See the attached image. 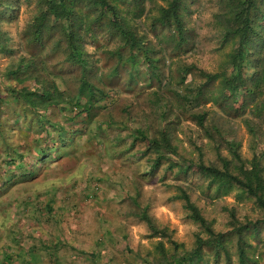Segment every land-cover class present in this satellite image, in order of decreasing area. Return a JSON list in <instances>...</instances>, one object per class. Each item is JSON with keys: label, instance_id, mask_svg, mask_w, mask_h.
Segmentation results:
<instances>
[{"label": "trees", "instance_id": "1", "mask_svg": "<svg viewBox=\"0 0 264 264\" xmlns=\"http://www.w3.org/2000/svg\"><path fill=\"white\" fill-rule=\"evenodd\" d=\"M33 1L37 9L21 38L26 41L29 54L22 56L7 72L21 85L20 89L11 87L8 91V103L15 107L21 104V124L9 126L7 122H0V158L5 156L7 159V169L4 172L0 170V229H3L0 240L11 233L9 208L1 199L2 195L17 193L15 188L18 185L32 182L38 189L41 186L39 176L44 170L57 176L55 171H66L67 161L79 160L77 156L88 140L107 134V129L113 126L119 132L122 131L121 126L127 127L130 119L126 116L125 105L121 110L109 109L103 115H99L98 109H103L99 103L107 96L108 80L120 78L122 72L128 71L131 85L141 77L157 85V90L148 95L150 116H153L147 123L139 122L132 128L129 141L125 136L115 138L114 146L136 156L148 154L143 161L149 173L164 163H167L165 171L172 172L177 167L172 186L177 193L174 199L183 203L186 217L201 229L195 234L194 246L185 249L171 238L165 228L156 225L148 206L134 198L130 215L148 227L150 237L159 239L155 247L158 256L145 264H199L203 262L206 250L212 251L217 261L223 255L227 264L256 262V254L249 255L253 246L247 242V233L256 230L260 224L264 225V0H219V13L213 15L215 38L220 43L217 49L221 51L229 47V50L223 54L218 69L212 72L182 60L163 63L165 55L156 49L160 50L159 44L164 43L170 49L171 58H180L188 43L183 15L185 0H160L165 2L160 6L156 0ZM0 8L4 10L0 14V22L10 20L14 5L0 2ZM155 9L156 13H153ZM143 16L150 20L151 29L164 28L166 31L165 35H157L156 44L136 25ZM97 26L103 27L109 37L117 40L111 50L98 51L103 47H97V55L104 53L107 59L114 61L109 74L86 50L88 44L99 42L95 35ZM55 33L59 34L56 43L52 38ZM57 42H62L64 47V62L76 70L72 76L74 94L66 89L67 79L62 77L61 71L58 75L48 74L43 60L35 58L33 53L38 49L52 53L53 46L55 53ZM8 43L9 34L0 23V52H11ZM45 74L52 79L50 85L34 90L25 85L31 81L37 85L42 83L39 77ZM6 101L0 96V106ZM207 102H212L223 116L241 120L251 138L250 159L243 157L229 121L214 113L212 124H208L210 112L203 108ZM63 103L69 107L62 106ZM75 110L78 112L74 113ZM62 111L67 112L66 119L54 121ZM15 114L13 110L11 116ZM139 118L142 121L144 116ZM183 118L194 121L202 130L214 151L213 159H205L203 148L195 145L199 152L197 160L184 159V163H180L182 165L171 160V157L178 156L173 144V124L181 123ZM104 125L107 129L102 128ZM78 134H85L82 144H79L81 136ZM126 143H130L129 146L125 147ZM136 144H142L144 152H132ZM99 145H103L102 150L107 153L104 139ZM82 161L73 169L78 174L82 173L80 178L83 179L85 165ZM188 173L203 180L206 190H213L214 195H226L236 189L237 198L251 201L262 216L255 221L247 217L241 221L236 208L225 207L229 230L217 232L213 222L191 199V192H195L197 187L180 178V175ZM75 177L78 175L66 176L65 183L54 180L51 186H74L71 180ZM43 182L47 179L44 178ZM85 188L94 193L96 186L92 178H88ZM46 203L44 207L51 209L52 201L47 200ZM231 247H234V252ZM149 255L153 257L152 253ZM234 257L236 261L233 262Z\"/></svg>", "mask_w": 264, "mask_h": 264}, {"label": "rangeland", "instance_id": "2", "mask_svg": "<svg viewBox=\"0 0 264 264\" xmlns=\"http://www.w3.org/2000/svg\"><path fill=\"white\" fill-rule=\"evenodd\" d=\"M0 2L12 4L15 7L10 13L12 18L0 22L2 29L9 34L8 48L11 49L9 53L0 52V96L7 100L0 106V122H7L9 126L20 125L21 104L15 107L8 103L10 101L8 91L13 87L20 89L21 85L13 81L7 72L19 62L22 56L29 54L26 41L21 40L22 31L35 15L37 7L33 0H0ZM156 2L157 6L165 3L160 0ZM218 4L219 0L184 1L183 15L188 43L183 48L180 58L176 59L170 57L169 47L160 43V50L158 47L156 49L161 51L162 56L165 55L163 63H176L182 60L183 63L196 64L208 72L218 69L223 60V54L229 50V47L221 51L217 49L220 43L215 38L217 32L214 28L213 15L219 13ZM151 6L155 5L151 4ZM2 13L4 10L1 11L0 8V14ZM153 13H156V9ZM136 25L140 31L147 32L148 39L155 44L157 35L166 34L164 28L151 29L150 20L145 19V16ZM96 30L95 35L99 42L88 44L86 50L92 59H98L97 65L109 74L114 61L107 59L104 53L97 54L98 51L113 49L117 40L109 37L103 27L97 26ZM52 38L56 43L59 34L55 33ZM57 43L55 53L54 46L51 45L52 53L39 49L33 53L36 55L35 58L43 60L48 74L58 75V71H61L62 77L67 79L66 89L74 94L72 76H75L76 70L64 62V47L62 42ZM98 46L103 48L97 51ZM162 67L164 69L163 64ZM121 75L120 78L108 80L107 96L99 103L103 109H98V112L99 115H103L109 109L110 111L121 110L125 105L126 116L130 119L127 127L121 126L122 131L119 132L115 126L107 129L104 125L102 128L107 129V134L103 133L97 139L88 140L84 144V150L77 156L79 160L67 161L66 171H55L58 175L52 176L44 170L39 176L38 182L41 186L38 189H35L37 186L34 185L35 182H32L18 185L15 188L17 193L9 194L8 192L6 196L2 195L1 199L9 208L11 233L4 240H0V264H145L146 261L158 256L155 247L159 239L150 237L151 232L148 227L130 215L129 209L134 198L148 206L149 214L156 225L159 228H165L178 244H182L185 249H191L194 246L195 234L201 229L186 217L187 212L182 207L183 203L174 199L177 193L172 186L175 182L174 174L178 168H174L172 172L165 171L167 163H164L156 171L149 173L143 161L149 156L148 154L136 156L119 151L114 146L115 138L122 139L125 136L129 141L128 135L132 128L139 125V122L147 123L148 119L152 118L153 114L150 116L151 109L148 106V95L158 88L144 77L131 85L127 77L128 71L122 72ZM39 79L43 84L37 85L31 81L25 85L30 90H34L52 83L51 77L46 74ZM62 106L68 108L69 104L63 103ZM203 108L210 112L209 125L213 122L211 119L214 113H217L221 119L229 121L233 135L240 143L243 157L250 159L251 138L241 120L223 116L212 102H207ZM13 110L17 114L11 116ZM75 112L78 111L75 110ZM67 116V112L62 111L53 120H64ZM143 116L144 119L141 121L139 117ZM116 120H124V118ZM84 135H77L81 136L79 144H82ZM172 137L178 156L171 157V160L177 165H182L184 159L197 160L199 152L196 146L203 148L205 159H213L214 151L194 121L183 118L181 123L173 124ZM103 139L107 144L104 145L107 147V153L103 151L104 149L102 150L103 145H99ZM129 144L126 143L125 147ZM144 150L145 147L142 144H136L132 152L142 153ZM6 160L5 156L0 158V170L3 172L7 169ZM81 160L85 165L83 179L80 178L82 173L78 174L79 172L73 169V166ZM76 174L78 177L71 180L74 186L67 184L51 186L54 180L64 182L66 176L71 177ZM44 178L47 182H43ZM88 178H92L96 186L94 193H89L85 188ZM180 178L197 187L195 192H191V199L200 208L202 214L213 222L217 232L226 233L229 230L227 214L223 210L225 207L236 208L241 221H244L245 217L255 221L262 216L251 201L237 198L236 189H232L226 195L221 193V195H214L213 190H206L205 182L198 176L188 173L180 175ZM47 200L52 201L51 209L43 205L47 204ZM2 232L3 229H0L1 234ZM247 242L253 246L249 249V255L256 254V262L253 264H264V225L260 224L256 230L248 232ZM166 246L169 247L167 243ZM231 250L234 252V247H231ZM150 253L153 257H150ZM214 258V253L206 250L204 260L199 264H227L223 255L218 261ZM234 260L235 257L233 262Z\"/></svg>", "mask_w": 264, "mask_h": 264}]
</instances>
